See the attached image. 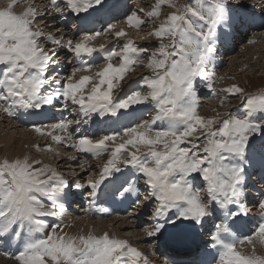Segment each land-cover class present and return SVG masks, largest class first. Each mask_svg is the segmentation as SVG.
Listing matches in <instances>:
<instances>
[{
	"label": "snow or ice",
	"instance_id": "1",
	"mask_svg": "<svg viewBox=\"0 0 264 264\" xmlns=\"http://www.w3.org/2000/svg\"><path fill=\"white\" fill-rule=\"evenodd\" d=\"M20 2L9 0L6 7L0 8V109L15 115L19 110H40L62 99L65 109L69 104L78 106L79 114L89 119L93 114L119 119L122 115L131 117L136 106L151 105L155 112L151 120L123 125L99 139L81 134L71 145L93 157L109 153L99 179L88 182L89 195L96 197L101 185L120 172L119 164L123 163L143 176L150 198L156 201L153 218L157 223L151 230L144 229L147 236H156L167 224L174 228L187 227L183 225L185 220L201 224L222 210L225 222L214 225L210 237L218 249L220 264H264V256L257 255L255 249L248 254L238 250L245 243L251 245L254 237L264 244V199L258 202L260 222L250 235H237L226 222L246 214L239 203L245 173L243 160L252 148L251 134L264 133V126L258 123L264 120V93L245 96L235 112L224 113L221 119L219 113L213 117L200 115L194 87L197 79L209 81L208 88L213 96L216 94L212 87L215 73L208 71V65L216 51L217 29L228 20L225 0H189L180 6L176 0H155L151 10L140 8L139 12L148 19L159 18L164 6L174 9L148 34L158 41L155 50L138 47L131 40L119 50L92 46L98 36L116 28L111 24L102 31L85 30L80 39L66 42L63 36L57 39L49 34L48 42L65 48L76 58V65L66 77L58 72L48 76L49 68L58 60L53 59L57 56L55 50H45L38 43L42 33L36 21L44 18L45 11H38L29 2L25 11L16 14L13 8ZM64 3L66 9L78 14L92 8L104 14L111 11L106 0ZM50 4L49 13L63 14L65 9L58 0H50ZM125 22L139 29L145 19L133 9L125 13ZM125 35L123 29L115 31L116 38ZM117 58L119 62L114 63ZM101 61L103 67H99ZM139 66L151 75L141 77L137 89L120 95L121 82ZM93 68H98L93 76L75 79L77 73ZM222 91L233 96L244 94L238 85ZM227 103V97L223 98L221 104ZM73 122L63 120L52 124L48 131L47 126L34 129L68 146L67 141L72 140L68 130ZM82 122L75 121L77 125ZM36 147L40 150L39 145ZM45 149L52 150L50 145ZM125 153L129 159L122 160ZM69 188V182L56 169L40 160L28 156L0 159V240L9 246L13 239L17 241L13 258L18 264H148L143 253L128 240L107 231L73 235L65 231L70 225H64L62 220L49 224L45 218L59 219L65 214ZM138 191L135 182L125 180L112 195L128 198L137 193L139 199Z\"/></svg>",
	"mask_w": 264,
	"mask_h": 264
},
{
	"label": "rangeland",
	"instance_id": "2",
	"mask_svg": "<svg viewBox=\"0 0 264 264\" xmlns=\"http://www.w3.org/2000/svg\"><path fill=\"white\" fill-rule=\"evenodd\" d=\"M62 1H64V0H58V3L60 4V7L62 9H65L63 11V14H59V13H56L54 11H52L50 13L48 12V9L51 8L50 0H23V2H20V3L16 4L14 6V8H13L14 12L18 13V10L23 12L29 6V2H31V5L33 7H35L38 11L39 10H44L45 11L46 14H45L44 18L42 20L41 19H37V21H36V24L38 25L39 30L42 33V37L38 41V43L43 44L44 47H45V50H56V53L59 56V57L58 56L53 57L54 60H58V63H56L52 67H50L51 71L48 72V76L49 77H51V74L55 75V73H57V72L61 76H64V77L68 76V75L71 74V68L73 66H75L76 63H77L76 58L74 57V55L72 53L68 52L65 48L59 47L57 45H54V44H52V43H50V42H48L46 40V37L49 34L55 36L57 39H60L61 36H63L64 42H66L69 39H73V40L80 39V37H82L85 34V30H93L94 29L95 31H102L104 28H106L110 24L111 25H116L115 23H109L108 22L106 24V27H104L103 26L104 24L102 23V18L104 16V13L100 12L99 10H96L95 8L94 9L92 8V9L88 10L87 13H84V14L80 13L79 17L77 19H75L74 14H76V12H73L70 9H66L64 7L65 4ZM111 1L110 0H106L107 4H109ZM113 1H116V0H113ZM183 1L184 0L176 1V4L178 6L184 5L189 0H187L186 3H184ZM4 2L6 3V5L8 4V0H4ZM129 2H130L129 6L131 7V9H129V10H133V9L137 10L138 14L141 15L142 18L145 19V24L142 25L141 28H139V29L133 28V27H129L128 24L125 22V17H123V19L121 17V18H119L117 20L118 21L121 20L122 24L121 25L117 24L116 28L113 31L107 32L105 35H102L103 38H101V36H98L97 38L99 40H101L100 43H98V44L91 43L92 46H97L99 48L100 45H104V47L112 45V48L116 47L117 50H119L123 46V44H122L123 42L125 43L126 41L131 40V41L136 42L135 44L138 47H145V48L151 47L152 50H155V47H153V46L158 45V41L155 40V42H154L153 40L155 38L148 35L150 32L153 31L154 28H150L149 27V22L150 21L148 22V18L144 17V14L139 12L140 8H143L145 11L151 10V6L155 3V0H130ZM248 4H250V3L248 2ZM255 4H256V1H255ZM0 8H4V6L0 5ZM94 10L96 12H94ZM90 11H92V12H90ZM95 13H97V14H95ZM162 13H165L167 15L168 13H170V8L164 6L161 9V14ZM85 14H88V15H85ZM91 15H93V16H91ZM166 15H161L158 18V20H160V21H156L157 18H155V17L151 18V19H154V21H156L155 24H157V26H158V24L166 17ZM95 19H97V20L95 21ZM92 20H93V23L90 25L89 22L92 21ZM118 21H116V22H118ZM42 22L43 23L45 22L46 24L41 27L40 25H41ZM87 24H89V25H87ZM52 25H54V26L50 28V26H52ZM73 25H75V26H73ZM84 25H86V26L84 27ZM145 25L147 27H145ZM65 26H66V29H65ZM240 28L241 27H238V29H240ZM50 29H53L51 31L53 33L48 32V30H50ZM120 29H123L127 33V35L121 37V41L118 38H116L115 35H114L115 31H118ZM249 31L250 32H248V33L251 34L252 29H250ZM255 32H258V30H256ZM250 34L246 33V34H244L245 36L244 35L242 36V33H241L239 37L240 38H244L243 39V45L238 44V45L235 46V44H234V48H233V46H231V48L227 52H225V54L223 56H217V59H218V61H221V62H219L221 64L216 69H214L215 73H217L219 75V76L217 75L216 83L214 84V89H215L216 93H219V94L223 93V96H220L218 98L221 99L222 97L223 98L227 97L228 103H230L229 106H228L229 108L226 107L228 105V103H227L224 106H220V107L216 106L218 108L217 110L216 109H212L213 107L210 108L209 106H207V104H211L209 102L211 99L214 100V96H213L212 92H210L208 96H201L200 94H198V98L200 100L199 101L200 102V108H199L200 115H202L204 117H213V116H216L217 113H219V114H221L220 118L223 119L224 118V116H223L224 113L235 112L240 107V105L242 104V101L244 100L245 96L250 95V94H254V93L258 92V91H263L264 90V69L261 68V66H264V55L263 54H258V53H256V55H255V53L254 54L249 53L248 57H247V53L248 52H246V50H241V48H243V46H245V44L248 45V43L251 42V40L249 39L250 36H248ZM247 36H248V38H247ZM139 38L141 40H144V41L140 42ZM116 39H117V41H116ZM254 39L252 41H254ZM112 40L116 41V44L117 43L118 44L116 45L115 43L111 42ZM145 41H146L147 45L151 42L150 45L145 46L146 45ZM231 41H235V39H232ZM257 42H258V39L256 40V43ZM254 48H256V46ZM109 49H111V48H108L106 50H109ZM234 49H235V51H234ZM62 50H64V51H62ZM242 52H243V54H241ZM50 54H51V52H50ZM229 55H231L233 57H235V56L238 57V63H236L237 61L234 62V64H237L238 66L233 64V67H231V65H230L231 62H230V64L227 63V60L225 59V56L228 59ZM257 58H259V59H257ZM240 61H241V63L239 64ZM118 62H119L118 59L116 61H114V63H118ZM146 62L147 61L145 60V63ZM222 64H224V65H222ZM239 65H241V66H239ZM99 67H103V62L102 61L100 62ZM142 67L143 66L137 67L135 69V71L129 73L126 76V79L121 82V87L123 89L122 92H120L119 89H116L114 91L120 92V95L123 96V95H127V93H130L132 90H135L139 86V84L141 83V82H139L141 77L150 76L151 75V72H149L148 69H146L145 67H143V68ZM228 67L232 68V69H230L228 71V69H229ZM234 67L235 68L238 67V69L237 68L235 69ZM97 70H98V68H93L91 71H88V73L87 72L86 73L85 72L77 73L75 79L78 80L80 78V76L84 75V74L85 75H89V76H93L94 73ZM221 71H222V73H221ZM134 81H137V82H134ZM134 83H136V84H134ZM232 85H238L240 88L244 89V94L243 95L237 94V95L233 96V95H229L225 91H222V89H227V88L231 87ZM146 90L147 89H144V91H146ZM220 99H219V101H220ZM63 103L64 102H63L62 99H58V100L55 101V103L52 106H44L40 110H24L22 112V114H21L23 117L26 115V113H29V114H31L33 116L36 115L38 117L39 116L40 117L41 116H45L44 122L42 123V125L41 124H36V125H32V126H31V123H33L32 121H29L27 124H25L27 121L23 120L22 117L20 118V117L17 116V113H19L20 110L17 111L15 115H8L6 112L3 111V109H0V127H1L0 128V148L1 147L4 148L6 146L5 142L8 141L10 135L11 136L13 135V137H15L16 139L22 141V138H21L22 137L21 136V132L22 131L24 133L30 132V130H31V132H36L35 129H34V126H47V127H45V130L48 131L49 127L52 124L59 123V122H61L63 120H73L74 121L73 124L70 126V128L68 130L72 134V140H69L67 142L68 146H65L64 143H57V142L53 141L51 136L41 135L40 137H38V136H36L33 133L32 134L33 138H29V139H32V140L34 139L33 142H32V146H31V144L27 145V143H25V145L21 146V147H23L24 150L27 152L26 154H27L28 157H30L31 159L40 160L45 165H50L52 168L56 169L69 182L70 188L67 189V191H68L67 199H69V200L65 201V214L59 219L53 217V218L56 219V220H54V222L56 221V223H60L61 220H62L64 225H66V224L69 225L70 224V226L72 228H76V226H79L81 228H79L78 231L82 232L80 234H84L83 231L86 228L84 226L88 222L89 223H93V222H95V221H97L99 219H102V218H104L105 222H108V220H109V218L104 217L102 215V212L98 211V209L102 208V203L103 202L111 200L110 199L111 196L104 197V199H109V200H102L103 199L102 198L99 201L98 206L95 208V212L92 211V213H90V214L88 213V206H87V204L85 202L86 199L90 200L91 198H93L92 196L89 195L90 189L88 188V182L91 179L92 180H96L98 178L99 174L101 173L100 171H102L101 169H103V166H104L105 162L109 158V156H108L109 154L108 153H104L103 155H101L102 157L101 156L92 157V155L90 153H83L82 154L81 152H79V151L75 150L74 148H72L71 145L77 140V138L81 134H86V135H88L89 137H91L93 139H99L101 136H103L105 134V130L107 128H109L108 130H111L110 132H112L114 130H119L121 128V127L119 128V126H123V125H126V124L137 123L135 119H138L139 114H137L136 118L128 119L125 122L123 121L125 115L120 116L119 119L117 117H115V119H114V117L108 116L106 118V120L104 119L105 117H100L99 119L94 120L96 117H98L97 115L94 114L92 116L91 120H90L88 117H85L82 114H79L78 106H73V105L69 104V107L67 109H65L63 107ZM205 103H207V104H205ZM140 108H141V111H140ZM229 109H231V110H229ZM136 110L139 113L141 112L140 114L143 117V120H140L138 122H143L144 120H151L152 116L155 114V112L152 109L151 105L137 106ZM46 112L47 113H52V115L50 117H46V114H47ZM76 120H80V121H83V122L80 123L79 125H77L75 123ZM114 120L118 121L119 123H115ZM100 121H102V122H100ZM10 122L12 124L14 123L13 124L14 126H12L10 124ZM108 123H110L111 125L108 124ZM258 123H260V124L263 123L261 125L264 126V120H260V121H258ZM9 124H10V126H9ZM21 125H23V126H21ZM99 129H101V130H99ZM257 132L251 134V136L249 137L250 141L251 142L253 141V142H252V148L250 150H247L246 153H245V158L246 159H252L253 160L254 158H258L257 154H259V153L262 154L264 152V149H262L263 151L257 149L258 152H256V154H254L255 157H253L254 155L251 153V150L253 151V149H254V151H256L255 148L258 145H260V139L262 138V133L259 132V131H257ZM90 133H92V134H90ZM56 134L63 135L62 133H56ZM3 138H4V140H3ZM35 138H37V139H35ZM49 138H51V139H49ZM258 138H259V141H257ZM40 139H46V141L45 140L41 141ZM15 142L18 143L17 140ZM37 145H39V149L40 150H37V147H36ZM46 145H50L52 150L51 151L46 150L45 149ZM258 148L261 149V147H258ZM141 151H144V149H141ZM262 156H264V154L260 155V157H262ZM125 157L128 158V155L126 153H125ZM3 158H4L3 155L0 156V159H3ZM61 159H63V162L60 163ZM258 159H260V158H258ZM262 159H264V158H262ZM100 165H101V167H100ZM40 166L41 165H39V166L37 165V167H40ZM84 167H87V168H84ZM99 167H100V169H99ZM97 168H98V170H97ZM77 173H78V175H77ZM260 175H261L260 170H256L255 174L251 178L252 181L251 180L250 181L255 184L254 186H256L257 190H260V191H256V192L259 195L261 194L262 197L261 198H257V199H261L262 200V199H264V188H262L260 186H263L264 184H262V181H260L261 180L259 178ZM133 179H134V181H139L141 184H143V182H144V178H143L142 175H141V177L137 176V177H134ZM78 182H80V183H78ZM257 183H259V184L257 185ZM78 184H82V185H78ZM136 184L140 185L139 183H136ZM104 185H105V182L102 184V186H104ZM82 187H84V188H82ZM77 189L81 192L80 194H84V196H83L84 203H82L80 206H78L77 204H75V202H73V199L75 198V195H76L75 191ZM248 191L253 192L252 191V183H250V185H248V187H245L243 185V192H242V195H241V198H240V201H239L241 204H244L243 203V201L245 200L244 194L245 193L248 194L247 193ZM146 194H148V192L145 193L144 198L142 199L140 204H145V202L150 203V202L153 201V200L151 201V199H150V194H148L147 196H146ZM117 195L120 196L119 194H117ZM117 195H115L112 200L116 199ZM91 202L92 201H89V203H91ZM147 203L145 204V206H148ZM250 203H251V201L248 204L245 203V207H248L247 208L248 210L251 209L250 208L251 206H249ZM154 204H156L155 200H154ZM67 206L69 207L71 212H68L69 210H68ZM76 206H78V207H76ZM80 207H82V208H80ZM91 208H93V207L91 206ZM258 210L259 209L251 210V212L249 214H251L253 212L252 213L253 215H255V214L259 215L260 210L259 211ZM131 212L132 213H136L135 211H130L129 213H131ZM138 214L140 215L139 218H146V219H148V221H149V218L152 219V224L148 228L149 230H151L153 225L157 223V220L153 218V215L150 216V214L146 213L145 211H143L142 213L138 212ZM76 216H78V217L76 218ZM119 216H120L119 218H123L122 217L123 215H119ZM86 218H88V219H86ZM93 218H95V219L91 220ZM205 219L206 220H210L211 219L212 222H214V215H211V216H209V218H205ZM256 219H259V218H256ZM118 220L124 221V219H118ZM153 222H156V223H153ZM160 222H163V221H160ZM143 223H145V219L140 220V226L143 225ZM189 224H190V226H189ZM183 225H186L187 227H180V228H176L175 229V231L179 232L180 234L176 233V232L173 233L174 227L171 225V227L169 228L171 232L162 231L163 234H164L163 237L172 238L174 240H176L179 237L180 241H181L182 239H184L186 237L187 233L189 232L188 230H191V228L193 226V222L185 220V221H183ZM146 226H148V225L144 224L142 227H139V229H136V230L137 231H141V230L145 229ZM205 227L206 226L201 228L202 232H205V230H206ZM186 228H188V229L185 230ZM91 230H92V226H91L89 231H91ZM113 230H110V231L111 232H115V233H118L120 231L119 228L116 229L117 231L116 230L113 231ZM121 230H122V232H119V234L120 233L124 234V233H127V231H128L127 234H129L130 236H134V235L136 236V234L132 233L133 229L129 230V229L123 227V228H121ZM181 230H182V233H181ZM184 230H185V232H184ZM105 231H107V230H105ZM88 232L85 235H87ZM194 239H195V237H193V239H191L190 241L193 242ZM256 240H258V238H256ZM1 241H3V240H1ZM156 241L158 242V240H156ZM134 242L137 243L136 239L134 240ZM178 242L179 241H173L172 244L174 246H177ZM197 242L198 241L196 240V244H197ZM6 245H8V244H6ZM10 247L12 249L11 250H7V252L9 251V253H11L13 255V257H14V255L17 254V241L15 239H13ZM160 248H161V246H160ZM163 248H165V247L162 246V249ZM174 250H176V249H174ZM159 251H161V250H159ZM167 251H169V250L167 249ZM215 251H218V249H216ZM262 254H264V253H262ZM1 255H4V254H1ZM164 256H165V254H164ZM164 256L161 259H159L160 263L163 262V258L164 259L168 258V257L165 258ZM261 256H264V255H261ZM3 257H4L5 260L0 259V264L2 262H6V264H8V261H10L9 264H18V261H16L12 256H11L12 258H10V256H3ZM153 262L154 263H158V261L155 258L153 259Z\"/></svg>",
	"mask_w": 264,
	"mask_h": 264
},
{
	"label": "bare ground",
	"instance_id": "3",
	"mask_svg": "<svg viewBox=\"0 0 264 264\" xmlns=\"http://www.w3.org/2000/svg\"><path fill=\"white\" fill-rule=\"evenodd\" d=\"M111 1V0H110ZM113 1V0H112ZM110 2L109 6H111V11L108 12L107 14H104V18H103V22L105 24V27H106V24L109 22V23H115L116 26L117 24H122V21L121 22H116L118 21L117 19L121 18L123 19V17H125V13H130V10L131 7L129 6L130 4V0H116V1H113V2ZM176 1H179V0H176ZM255 1H256V4H255ZM9 2V0H8ZM23 2V0H22ZM64 3V1H62ZM150 2V1H149ZM184 3L187 2V0H184L183 1ZM189 2V1H188ZM187 2V3H188ZM248 2L251 4H248ZM225 3H226V6H227V9H228V20H227V23L225 24H222L218 27L217 29V40H216V44H215V47H216V51L215 53L213 54V58L211 60V62L209 63L208 65V71L209 72H214V69H216L221 63V61H218L217 59V56H223L225 54V52H227L231 46H233L234 48V44L235 46L238 45V44H241L243 45V39L244 38H240L239 37V33H244L246 32L247 34H250L248 32H250L249 30L252 29V28H256L257 30L261 31V32H255L256 30H254L253 32V35L252 36H256V38L254 39V41L251 40V42L248 43V45L245 44V46H243V48H241V50H246L247 53V57H248V54L251 53V54H254L256 55V53L258 54H263L264 55V0H225ZM65 4V3H64ZM0 5L1 6H4L6 7V3L4 2V0H0ZM250 5V6H249ZM178 6V5H177ZM65 7V5H64ZM167 7V6H166ZM94 9V8H93ZM137 9V8H136ZM21 10V9H20ZM90 10V9H89ZM174 9L170 8V12H172ZM92 12V11H90ZM94 12H96L94 10ZM98 12V11H97ZM16 14H21L22 12L18 10V13L15 12ZM82 14L84 13H87V12H81ZM92 14V13H91ZM97 14V13H95ZM80 13H76L74 14V17L75 19H77L79 17ZM85 15H88V14H85ZM161 15H166L165 13H162ZM160 15V16H161ZM67 16V15H66ZM93 16V15H91ZM68 17V16H67ZM60 21V20H59ZM150 21V22H149ZM156 21H160L157 20ZM154 19H148V22H149V27L150 28H155L157 26V24H155ZM57 22V21H56ZM93 23V20L89 22V24L91 25ZM46 23L42 22L41 23V27L44 26ZM87 24V25H89ZM148 24V23H147ZM159 25V24H158ZM54 25L50 26L53 27ZM75 26V25H73ZM86 26V25H85ZM84 26V27H85ZM226 26V27H225ZM145 27H147L145 25ZM238 27H243L242 29H238ZM65 29H66V26H65ZM78 29V28H77ZM53 29H50L48 30V32L50 33H53L51 32ZM98 30V29H97ZM149 30V29H148ZM154 30V29H153ZM245 33V34H246ZM70 35V34H69ZM115 35V33H114ZM113 35V36H114ZM244 34H242L243 36ZM245 36V35H244ZM249 36V35H248ZM247 36V38H248ZM105 37V36H104ZM101 38L102 35H101ZM100 38V39H101ZM120 41H121V37L118 38ZM140 39V38H139ZM232 39H235V41H231ZM258 39V42L256 43V40ZM156 39H154L153 41L155 42ZM101 40H99L98 38H96L94 41H92L91 43L93 44H98L100 43ZM117 41V39H116ZM116 41L112 40L111 42L115 43L116 44ZM124 41V40H123ZM144 40H141L140 39V42H143ZM152 41V42H153ZM107 42V41H106ZM110 42V43H111ZM150 42V41H149ZM148 42V43H149ZM136 43V42H135ZM146 43V41H145ZM151 43V42H150ZM150 43L148 45H150ZM237 43V44H236ZM246 43V42H245ZM118 44V43H117ZM116 44V45H117ZM124 44V42L122 43ZM107 45V44H106ZM147 43L145 46H148ZM256 46V48H254ZM55 47V46H54ZM96 48H98L97 46H94ZM154 47V46H153ZM105 49H108V48H112V45H109V46H105L104 47ZM249 49V50H248ZM61 50V49H60ZM56 51V50H55ZM64 51V50H62ZM235 51V49H234ZM241 52V51H240ZM237 53V52H236ZM245 53V52H244ZM243 54V52L241 53ZM246 55V54H245ZM58 56V55H57ZM241 56V55H240ZM254 56V55H253ZM59 57V56H58ZM237 56L233 57L231 55H229V58L227 59L226 56H225V59L227 60V63L230 64L231 62V67H233V64L234 62L238 63V57L236 58ZM63 59V58H62ZM118 59V58H117ZM245 59V58H244ZM247 59V58H246ZM259 59V58H257ZM252 60V59H251ZM225 62V61H224ZM246 62V61H245ZM253 62V61H252ZM256 62V61H255ZM241 63V61L239 62V64ZM254 63V62H253ZM224 65V64H222ZM229 65V66H230ZM234 65H237V64H234ZM238 66V65H237ZM241 66V65H239ZM144 67V66H143ZM142 67V68H143ZM222 67V66H221ZM229 68V67H228ZM235 68V67H234ZM238 69V67H236ZM235 68V69H236ZM262 69H264V66H261ZM232 69V68H229L228 71ZM50 68L48 70V72H50ZM138 71V70H137ZM86 73V72H85ZM88 73V72H87ZM222 73V71H221ZM77 75V74H76ZM85 75V74H84ZM217 73H215V83H216V78H217ZM52 76V75H51ZM219 76V75H218ZM132 78V77H131ZM136 80V79H135ZM223 80V79H222ZM134 82H137V81H134ZM141 82V79L140 81ZM219 82V81H218ZM212 85V87L214 88V84ZM136 84V83H134ZM138 84V83H137ZM209 84V81H205V80H202V79H197L195 81V84H194V87H195V91L198 94H200L201 96H208L209 93L211 92L210 89L208 88V85ZM132 85V84H131ZM130 85V86H131ZM205 85V86H204ZM138 86V85H137ZM220 87V86H219ZM217 88V87H216ZM137 89V88H136ZM146 89V88H145ZM147 91V90H146ZM221 92V91H220ZM128 94V93H127ZM220 96H223V93H216L215 96H214V100H210L209 102L211 104H207V106H209L210 108L213 107L212 109H218L217 107H220V106H224L221 104V101L223 99V97L220 99L218 97ZM220 99V101H219ZM60 101V100H59ZM200 101V100H199ZM207 102V101H206ZM236 103V102H235ZM230 103H228V105L226 107L229 106ZM52 106V105H51ZM217 106V107H216ZM137 107V106H136ZM209 108V109H210ZM229 108V107H228ZM145 109V108H144ZM227 109V108H226ZM231 110V109H229ZM24 110H20L19 113H17V116L18 117H22L23 120L27 121L25 124H27L29 121H32L33 123H31V126L32 125H36V124H41L44 122V118L45 116H36V115H31V114H28L27 116L25 115L24 117L21 115L22 112ZM73 111V110H72ZM131 111V110H129ZM140 111H141V108H140ZM3 112V111H2ZM74 112V111H73ZM207 112V111H206ZM47 113V112H46ZM141 113V112H140ZM137 110L134 112V114L131 116V117H128L127 115H125L123 121L125 122L126 120L128 119H133V118H136L137 114H139V117L138 119H135L136 122L140 121V120H143V117L142 115L140 114ZM144 113V112H143ZM52 115V113H47L46 114V117H50ZM73 115V114H72ZM94 115V114H93ZM59 117V116H58ZM108 116H105V120ZM109 119V118H108ZM115 119V117H114ZM102 122V121H100ZM115 123H119L118 121H115ZM114 123V124H115ZM128 123V122H127ZM10 124L12 126H14L11 122ZM9 124V126H10ZM110 124V123H108ZM126 124V123H125ZM263 124V123H261ZM111 125V124H110ZM23 126V125H21ZM117 126V125H116ZM122 127V126H119V128ZM1 128V127H0ZM84 129V128H83ZM91 129V128H90ZM109 128H107L105 130V133L106 131H108ZM49 130H50V127H49ZM95 130V129H94ZM101 130V129H99ZM33 131V130H32ZM46 131V130H45ZM21 132V131H20ZM89 132V131H88ZM94 132V131H93ZM35 134L36 136L40 137L41 134L37 133V132H27V133H24L23 131L21 132V138H22V141L16 139L15 137H13V135L9 136V139L6 143V146L4 148H0V156H4V158H8V159H13V158H16V157H23V156H27V152L24 150L23 147L21 146H24L25 143H27V145L31 144L32 146V142L33 140L32 139H29V138H33L32 137V134ZM95 133V132H94ZM258 133V132H257ZM14 134V133H13ZM92 134V133H90ZM260 135V134H259ZM94 137V136H93ZM37 139V138H35ZM51 139V138H49ZM4 140V138H3ZM17 140L18 143H16L15 141ZM41 141L42 140H45L46 139H40ZM20 141V142H19ZM257 141H259V138L257 139ZM68 142V141H67ZM253 142V141H252ZM256 143V142H255ZM68 144V143H67ZM58 148V147H57ZM259 150H262L264 149V147H262L261 149L258 148ZM130 150H134V149H131ZM4 151V152H3ZM28 151V150H27ZM263 151V150H262ZM77 153V152H76ZM83 154V153H82ZM109 154V153H108ZM251 154V153H250ZM256 154V153H255ZM260 155H263L264 152L261 154L259 153ZM258 155V158H260V162H254L255 159H246L244 157V160H243V163H244V167H245V173H244V182H243V185L245 187H248V185H250V183H252V191L253 192H250L248 191L247 193L248 194H244L245 196V199L246 201H243L244 204H242L246 210V214H241L239 217H230L228 219V221H226L230 227L233 229V231L237 234V235H240V236H247V235H250L255 229L256 227L258 226L259 222H260V213L259 215H253L252 213L249 214L251 212V210H255V209H259L258 208V202L261 200V199H257V198H261V194H257L256 191H260V190H257L256 186H254L255 184L252 181V176L255 174V167L256 166H259L258 169L261 170L262 174V179L260 181H262V184H264V166H261V160H264L262 158H264V156L260 157V155ZM109 156V155H108ZM93 157V156H92ZM102 157V156H101ZM255 157V155L253 156ZM252 157V158H253ZM88 158V157H87ZM122 160H126V159H129V156L128 158L125 157V155L122 156L121 158ZM84 160V159H83ZM60 161V160H59ZM63 162V159H61L60 163ZM101 162V161H100ZM98 164V163H97ZM39 166V165H38ZM96 166V165H95ZM98 166V165H97ZM103 166V165H102ZM82 167V166H81ZM101 167V165H100ZM99 167V169H100ZM119 167L121 169L120 172L118 173H114L112 176L108 177L106 180H105V185L102 186L101 185V190L97 193V196L96 197H93L91 198L90 200L86 199V204L88 206V209L91 208V206L93 207L92 209H94L93 211L95 212V208L98 206L99 204V201L102 199V200H109V199H104V197L106 196H111V200L109 201H106V202H103L102 203V208H108V213H103L102 212V215L104 217H107L109 218L108 222H105L104 218L102 219H99L93 223H85L84 227H86L83 231L84 235L90 230L91 226H92V232L96 235H100L102 234L103 232H105V230H107V232L110 234V235H115L121 239H125V240H128L134 247H136L137 249H139L143 255L147 258V261H148V264H220V261L218 259V251H215L217 248L216 247H213V242L211 241V234L212 232L214 231V225H218V224H221L222 222H225L223 220V211L220 210L218 212V216L217 215H214V222H212V220H204L201 224H197L196 228L195 226H193V229L196 230V233H194V241L191 242L190 240L185 242V240H182V244L180 243V238L178 237L176 240L172 239V238H168V237H163V232L162 231H165V232H171L170 231V227H171V224H167L165 226L164 229H162L161 233L157 234L156 236H153V237H149V236H146V233L143 230L141 231H137L136 229H139V227H142L144 224H147L148 226H146V228L148 229L150 227V225L152 224V219L149 218V221L148 219L146 218H139L140 215L138 214V212L142 213L143 211H145L146 213H149L150 216L153 215V213L155 212L156 210V204H154V199L150 198L152 202L150 203H147L145 202V204L147 203L148 206H145V204H140V202L142 201V199L144 198V195L146 192H148V194H150V189L145 185V183L143 182V184H141L139 181H134V177H137V176H140L141 177V174L138 173V172H135L133 169H131L129 166H126L124 165L123 163L119 164ZM84 168H87V167H84ZM98 170V168H97ZM102 170V169H101ZM100 171V170H99ZM72 172V171H71ZM96 172V171H95ZM101 172V171H100ZM82 173V172H81ZM78 175V173H77ZM94 175V174H93ZM98 176V175H97ZM67 178V177H66ZM81 178V177H80ZM78 179V178H77ZM87 179V178H86ZM99 179V176L98 178ZM254 179V178H253ZM79 180V179H78ZM92 180V179H91ZM125 180H128L130 182H135V183H139L140 185H137L136 184V187L137 189L139 190L138 191V197L139 199H137V193H133L131 196H129L128 198H124L122 196H118L117 195V198L112 200L113 199V195L112 193L115 192V190L117 188L120 187L121 184L124 183ZM140 180V179H139ZM251 180V181H250ZM80 183V182H78ZM259 183H257L258 185ZM261 184V185H262ZM79 185V184H78ZM87 185V184H86ZM126 186V185H125ZM260 187H263V186H260ZM84 188V187H82ZM246 192V191H245ZM76 195H75V198L73 199V202H75V204H77L78 206H80L82 203H84V200H83V196L84 194H80L81 192L77 189L75 191ZM146 194V196L148 195ZM256 197V198H255ZM243 199V198H242ZM69 200V199H67ZM89 201H92L91 203H89ZM251 201V203L249 204V206H251L250 208L251 209H247L248 207H245V203H249ZM77 202V203H76ZM240 203V202H239ZM241 204V203H240ZM76 206V207H78ZM152 206V207H151ZM234 211L237 210L236 206L235 205H232L230 206ZM71 208V207H70ZM82 208V207H80ZM79 208V209H80ZM76 209V208H75ZM260 210V209H259ZM258 210V211H259ZM71 211V210H70ZM75 211V210H74ZM130 211H135L136 213H129ZM149 211V212H148ZM175 210H173L174 212ZM69 212V211H68ZM257 212V211H256ZM88 213H92V211H88ZM119 215H123L122 217L123 218H119L120 216ZM84 216V215H83ZM78 216H76L77 218ZM75 218V217H74ZM84 218V217H83ZM209 218V217H207ZM256 218H259V219H256ZM45 219H48L50 221V224L51 223H56V221L54 222V220H56L55 218L53 217H47ZM79 219V218H78ZM88 219V218H86ZM95 218L91 219V220H94ZM118 219H124V221H120ZM142 219H145V223H143V225L140 226V220ZM74 220V219H73ZM90 220V221H91ZM118 220V221H117ZM155 221V220H154ZM233 221H235V223H233ZM85 222V221H84ZM153 223H156V222H153ZM191 224V223H190ZM189 224V226H190ZM67 225V224H66ZM70 225V224H69ZM155 225V224H154ZM206 226V230L205 232H202L201 228H203L204 226ZM127 228L129 230H132L134 234H136V236H130L127 231V233H124V234H119V232H122L121 228ZM81 228L79 226H76V228H72L71 226L70 227H67L65 228V231L69 232L70 234H73V235H79L80 233H82L81 231H78V229ZM117 228L120 229V231L118 233H115V232H111L110 230H116ZM169 229V230H168ZM176 228H174L173 230V233H179L177 231H175ZM188 228H186L185 230H187ZM109 230V231H108ZM113 230V231H114ZM124 230V229H123ZM178 230V229H177ZM180 230V229H179ZM184 230V232H185ZM117 231V230H116ZM125 231V230H124ZM189 231V230H188ZM183 232V233H184ZM181 233H182V230H181ZM180 234V233H179ZM132 235V234H131ZM197 238V239H196ZM136 239V242H134V240ZM158 240V242L156 241ZM196 240L198 241L197 244H196ZM173 241H179V245H184L185 243L187 244H190L189 246H185L186 247V251L190 252L192 255H189L187 254V256L183 257V253L182 252H177V250H174L176 249V246L173 247ZM1 242V240H0ZM161 246V248H160ZM162 246L167 248L169 251H167L166 249L164 251H162ZM194 247H196L195 251L194 250ZM0 249L3 251L4 255H1L2 253H0V259L2 260H5L3 256H7L5 253L7 251V249L5 248V246L1 245L0 244ZM253 249H255V252L257 255H264L262 253H264V244H261L259 239L256 240V238L254 237L253 238V242L252 244H248V243H245L243 245H240L238 247V250H242V252L244 254H248V253H251L253 251ZM161 250V251H159ZM170 251H173L174 254H171L169 253ZM9 252V251H8ZM165 254V256H164ZM11 256L13 257V255L11 254ZM10 256V258H12ZM168 257L166 259L163 258V262L160 263L159 262V259H161L162 257ZM186 257H191L189 259V261H185L186 260ZM7 258V257H6ZM9 258V257H8ZM156 259L158 261V263H154L153 262V259ZM177 259H181L182 261L180 262V260H177ZM166 260V261H165ZM10 261H8V264H9ZM180 262V263H179ZM3 264L6 262H2ZM1 263V264H2Z\"/></svg>",
	"mask_w": 264,
	"mask_h": 264
},
{
	"label": "water",
	"instance_id": "4",
	"mask_svg": "<svg viewBox=\"0 0 264 264\" xmlns=\"http://www.w3.org/2000/svg\"><path fill=\"white\" fill-rule=\"evenodd\" d=\"M190 236H191V235H189V236L187 237V240H188V241L190 240Z\"/></svg>",
	"mask_w": 264,
	"mask_h": 264
}]
</instances>
